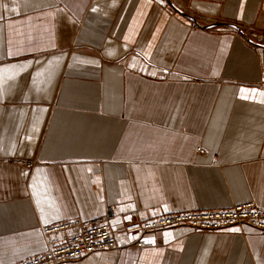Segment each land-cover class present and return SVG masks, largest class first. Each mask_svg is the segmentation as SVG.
Wrapping results in <instances>:
<instances>
[{
  "label": "crops",
  "instance_id": "0c3cea01",
  "mask_svg": "<svg viewBox=\"0 0 264 264\" xmlns=\"http://www.w3.org/2000/svg\"><path fill=\"white\" fill-rule=\"evenodd\" d=\"M237 24L264 0H0V264L107 206L118 248L63 264H264L247 227L125 230L264 209V47Z\"/></svg>",
  "mask_w": 264,
  "mask_h": 264
},
{
  "label": "built area",
  "instance_id": "2783aa9c",
  "mask_svg": "<svg viewBox=\"0 0 264 264\" xmlns=\"http://www.w3.org/2000/svg\"><path fill=\"white\" fill-rule=\"evenodd\" d=\"M191 19L192 27H214L218 24L217 19L202 15H191ZM236 28L254 45L264 47L263 30L246 24H237ZM196 151L203 153L201 147ZM114 218L113 208L107 206L101 216L49 227L43 231L45 251L17 264H63L78 261L95 252L115 250L118 245L110 228ZM183 227L210 233L247 227L264 236V209L250 201L226 209L176 213L148 220L134 219L125 230L146 234Z\"/></svg>",
  "mask_w": 264,
  "mask_h": 264
},
{
  "label": "snow or ice",
  "instance_id": "6c2138e0",
  "mask_svg": "<svg viewBox=\"0 0 264 264\" xmlns=\"http://www.w3.org/2000/svg\"><path fill=\"white\" fill-rule=\"evenodd\" d=\"M243 91V90H242ZM234 231H239V229H235ZM147 242V241H146Z\"/></svg>",
  "mask_w": 264,
  "mask_h": 264
}]
</instances>
